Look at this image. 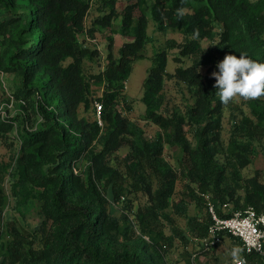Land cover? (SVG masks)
<instances>
[{
    "label": "trees",
    "instance_id": "trees-1",
    "mask_svg": "<svg viewBox=\"0 0 264 264\" xmlns=\"http://www.w3.org/2000/svg\"><path fill=\"white\" fill-rule=\"evenodd\" d=\"M195 1L201 6L192 13H185ZM0 8L11 15L7 21L0 20V32L11 33L9 47L0 55V70L15 75L14 96L18 100L32 101L33 108L43 118V123L33 133L20 131L23 148H29L37 159H42L45 144L50 143L51 148L44 159V166L48 167L37 171L33 177V181L46 190L45 219L38 232L42 247H35L36 236L21 232L13 222H8L13 240L8 257L1 264H165L156 240L150 245L142 236H128L129 228L122 237L110 233L114 221L107 210L109 200L97 182L101 178L106 180L107 188L112 186L119 199L121 180L105 171V162L121 148L127 133H131L134 136L131 153L126 157L128 173L140 186L144 184L148 198L152 195L150 187L147 188L148 179H155L158 184L150 199L151 206L140 210L137 216L146 230L152 223H145L159 219L175 194L178 174L164 159L162 139L148 141L142 131L131 128L128 120L115 109L119 102L126 100L124 91L132 64L144 58L150 40L144 0L130 3L123 10L122 30L132 33V41L124 43L119 57L110 52L104 71L92 77L105 86L102 97L96 99L102 104V124L79 119L77 115L80 106L90 108L93 103L91 81L85 76L82 64L85 57L96 53L77 42L89 5L84 0H0ZM151 11L161 28L183 30L187 41L181 54L200 53L201 42L210 38L219 24L222 33L218 45L224 56L246 52L251 58L264 62V0H155ZM113 18L114 13H110L100 23L109 26ZM171 45L176 43L169 41L168 46ZM167 61L166 52L159 54L145 80L146 117L164 132L165 142L170 147L181 149L193 181L199 184L202 194L210 196L218 214L223 216L222 204L234 200L235 188H243L241 172L234 169L231 179L234 187L225 185V170L215 159L212 121L199 128L197 151H192L185 131L187 117L188 121L199 122L220 112L223 104L216 96L215 80L211 73L204 74L199 67L177 69L175 76L195 87L196 104L187 115L178 110L166 111L161 92L168 76ZM208 64L211 72L218 71V63ZM252 109L258 118L252 131L258 133L263 129L264 109L258 110L254 103ZM244 120L250 121L247 117ZM1 127L9 130L12 124L0 119ZM96 141L102 150L88 152ZM83 159L90 164L87 178L80 180L74 165ZM146 172L149 173L147 181ZM245 189L244 205L237 200L234 209L252 206L264 213V186L255 182ZM14 196L17 204H21L17 190ZM4 208L5 195L0 189V220H3ZM177 211L182 212V209ZM211 220L207 213L201 224L190 220V225L199 237H204ZM257 260L263 261L256 255H248V263Z\"/></svg>",
    "mask_w": 264,
    "mask_h": 264
},
{
    "label": "rangeland",
    "instance_id": "rangeland-1",
    "mask_svg": "<svg viewBox=\"0 0 264 264\" xmlns=\"http://www.w3.org/2000/svg\"><path fill=\"white\" fill-rule=\"evenodd\" d=\"M89 9L84 21L83 29L78 34V44L83 48L95 52L93 56L83 59V71L91 82V98L93 103L90 108L80 106L77 115L89 121H99L95 108V102L102 97L105 90L103 83L92 80L94 75L104 71L108 64V54L111 52L117 58L125 42L132 41L133 35L122 30V14L124 8L130 3H137L138 0H84ZM155 0H144V7L148 15V37L149 41L145 47V56L132 64V73L126 82L124 97L126 100L119 102L116 111L128 120L131 128L142 131L144 137L154 142L162 139L164 143V159L177 172L175 194L171 205L161 212L160 218L151 224L147 230L144 224L138 219L140 210L151 206L158 184L155 179L149 178L146 172V181L151 189L152 195L148 198L144 184H138L126 169V157L131 153L133 134L127 133L126 139L121 148L115 151L106 160L105 171L112 173L120 179L122 192L119 199H116L113 187L107 188L106 180H98L101 191L109 200L107 205L108 213L111 214L114 223L109 231L113 236L122 237V233L129 228L128 236H142L146 242L153 245L154 240L160 245L161 256L165 264H234L230 255L233 249L239 250L242 255V245L236 238L227 234L222 235L220 243L211 250L202 249L198 238V232L190 225V220L201 224L207 217L208 205L203 198L204 192L199 184L186 169L185 156L181 149L170 147L164 139V132L146 117L147 105L144 102V83L149 70L154 64L155 58L162 52H166L168 61L166 70L163 94V108L166 111L178 110L187 115L195 106L197 96L195 87L188 85L175 76L179 68L199 67L204 74L212 73L208 63L220 62L224 53L218 43L221 38L222 28L218 24L212 36L201 42V51L197 55L181 54L186 44V35L180 28H161L152 16L151 8ZM201 6L199 2H193V6L185 10V13H192L195 8ZM114 13V18L109 26L100 23L105 16ZM139 12H136L138 17ZM9 15L0 8V20H9ZM10 28V27H8ZM11 33L0 32V55L9 47ZM173 41L175 46H168ZM111 46V47H110ZM222 56V58H220ZM218 57L220 59H218ZM69 63V61L67 62ZM16 77L14 74L0 70V119L12 124L9 130L6 127L0 128V189L5 195V208L3 220H0V264L8 255L12 243L8 222H13L23 232L33 234L37 238L35 247L40 249L42 240L39 241V230L44 221L45 188L40 187L33 181L35 173L47 168L44 166L46 152H50V143L45 144L42 159H37L27 147L23 148L20 131L24 130L33 133L43 123V118L33 108V102L18 100L14 96L16 91ZM98 99V100H96ZM252 103L263 111L264 100L251 102L232 103L223 105L220 112L214 116H206L199 122L188 121L185 125L186 136L190 141L192 151H197L198 130L203 128L210 120L214 123L212 132L214 134L215 159L220 167L225 170L227 180L225 185L234 187L232 177L234 169L237 168L242 175L243 188H235V197L231 205L235 206L240 200L244 205L246 195L245 187L255 182L264 186V125L258 133L252 131L258 124ZM245 117L250 121H245ZM16 118V120H12ZM251 121L253 123H251ZM245 124L247 127H244ZM250 127V128H249ZM235 143H237L235 145ZM102 146L96 142L88 148V152L99 153ZM90 162L87 159L74 165L75 174L81 178H87V171ZM24 173V174H23ZM21 174H23L21 176ZM118 182V181H117ZM14 190L20 193L21 204L15 201ZM182 209V212L177 211ZM125 233V232H124ZM260 258V257H259ZM25 264V263H24ZM248 264H264V260L251 261Z\"/></svg>",
    "mask_w": 264,
    "mask_h": 264
},
{
    "label": "built area",
    "instance_id": "built-area-1",
    "mask_svg": "<svg viewBox=\"0 0 264 264\" xmlns=\"http://www.w3.org/2000/svg\"><path fill=\"white\" fill-rule=\"evenodd\" d=\"M95 108L102 124V104L96 101ZM203 197L207 201L212 220L206 236L198 238L202 249H213L220 243L222 235L227 234L241 243L240 258L245 264H248V255H256L264 260V213H259L252 206L235 210L231 203H224L220 207L223 216H220L210 196L203 194Z\"/></svg>",
    "mask_w": 264,
    "mask_h": 264
},
{
    "label": "clouds",
    "instance_id": "clouds-1",
    "mask_svg": "<svg viewBox=\"0 0 264 264\" xmlns=\"http://www.w3.org/2000/svg\"><path fill=\"white\" fill-rule=\"evenodd\" d=\"M216 67L218 71L212 72L211 78L221 104L264 100V62L240 52L239 56L226 54ZM230 255L234 264H245L239 250L233 249Z\"/></svg>",
    "mask_w": 264,
    "mask_h": 264
}]
</instances>
